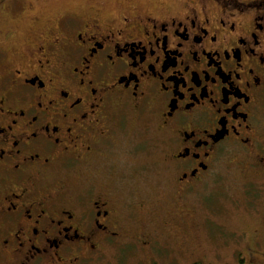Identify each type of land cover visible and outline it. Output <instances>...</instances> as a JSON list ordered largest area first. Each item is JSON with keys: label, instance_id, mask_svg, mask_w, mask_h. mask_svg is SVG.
<instances>
[{"label": "flooded vegetation", "instance_id": "obj_1", "mask_svg": "<svg viewBox=\"0 0 264 264\" xmlns=\"http://www.w3.org/2000/svg\"><path fill=\"white\" fill-rule=\"evenodd\" d=\"M16 34L0 38V264L133 250L154 264L169 243L140 227L160 219L148 181L189 211L226 173L250 203L264 195V0L68 13ZM206 228L222 246L247 235Z\"/></svg>", "mask_w": 264, "mask_h": 264}, {"label": "rangeland", "instance_id": "obj_2", "mask_svg": "<svg viewBox=\"0 0 264 264\" xmlns=\"http://www.w3.org/2000/svg\"><path fill=\"white\" fill-rule=\"evenodd\" d=\"M185 0H0V38L8 31L15 30L16 36L12 43L19 44L28 37L29 30H39L48 26L57 17L68 13L80 15L90 13H100L103 17L114 15L126 9L128 6L140 8H150L154 6L171 7L179 6ZM24 9L22 13L14 11L5 12L3 9ZM234 160H228L223 164L234 168ZM224 178L223 194L213 193L211 199L206 202H195L193 211L187 207L177 209L174 204L168 202V190L165 186L157 185L155 181H148L150 190V204L155 203V215L160 216L156 229L147 218L145 228L149 234H160L161 242L169 243L168 251L161 250L154 264H193L196 258L198 264H209L210 262L219 264H238L237 254H245L252 249L257 250L258 254L252 257L253 264H264V195L250 201L245 194V186L241 182H235L229 173ZM77 183V181H74ZM226 198L223 199L225 197ZM198 205L196 206V204ZM159 205V206H158ZM187 208V210H186ZM153 213V214H154ZM142 220V219H141ZM212 220L216 224L222 225L227 231L241 237L243 232L247 235L238 244L221 245L216 240H211L216 235V229L207 223ZM146 221V219H145ZM142 231L141 229H139ZM242 233V234H241ZM245 235V234H244ZM165 249V248H164ZM148 254V258L156 251ZM160 253V252H159ZM161 255V256H160ZM242 255V256H243ZM129 260L120 264H144L136 260L143 258V251L133 250L127 253ZM108 260L117 263L113 254L107 255ZM126 258V257H125ZM158 259V260H157ZM111 261V262H112ZM107 264V263H106ZM146 264H153L146 263Z\"/></svg>", "mask_w": 264, "mask_h": 264}]
</instances>
